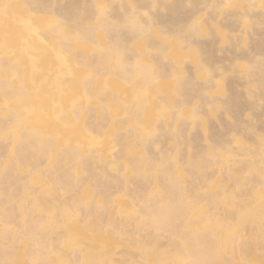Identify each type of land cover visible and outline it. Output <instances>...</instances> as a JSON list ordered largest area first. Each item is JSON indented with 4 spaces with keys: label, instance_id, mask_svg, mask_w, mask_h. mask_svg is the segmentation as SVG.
I'll return each mask as SVG.
<instances>
[{
    "label": "rangeland",
    "instance_id": "1",
    "mask_svg": "<svg viewBox=\"0 0 264 264\" xmlns=\"http://www.w3.org/2000/svg\"><path fill=\"white\" fill-rule=\"evenodd\" d=\"M262 123L264 0H0V264H264Z\"/></svg>",
    "mask_w": 264,
    "mask_h": 264
},
{
    "label": "bare ground",
    "instance_id": "2",
    "mask_svg": "<svg viewBox=\"0 0 264 264\" xmlns=\"http://www.w3.org/2000/svg\"><path fill=\"white\" fill-rule=\"evenodd\" d=\"M197 2H199V1H197ZM203 2V1H202ZM201 2V3H202ZM200 3V2H199ZM194 13H196L195 11H194ZM189 21V20H188ZM144 28H145V26H143L142 24H139L138 26H137V28H136V30L138 31V32H142V31H144ZM182 29V28H181ZM88 32V31H87ZM30 40V41H29ZM8 41V40H7ZM10 42V41H9ZM26 43L24 44V46H23V48H22V50H29L30 49V46H32V44H34V41L32 40V39H27L26 41H25ZM112 42V44L110 45V50L111 51H113L114 53H116V51L118 50V51H122L123 49H124V47L123 48H121V47H119V46H117V45H115V43L113 42V41H111ZM11 45V44H10ZM10 45H8L9 47H7V45H6V48H14V47H12V46H10ZM14 46H16V45H14ZM114 47H116V49H113ZM20 48V47H19ZM19 48H17V49H19ZM21 50V51H22ZM109 50V51H110ZM144 68H140V70H143ZM140 70H139V74L138 75H143L144 73H142V72H140ZM146 73H145V78H147L148 79V76H151V78L150 79H152L153 77H152V75H149V73L151 74V71L149 70V69H146V71H145ZM141 73V74H140ZM148 75V76H147ZM27 76H28V74L26 73L25 74V77L27 78ZM154 79V78H153ZM35 80H37V78L35 79ZM154 81V80H153ZM27 82V81H26ZM26 84V83H25ZM147 85V84H146ZM28 87V86H27ZM58 88H60V87H58ZM29 94L30 93H34V89H32V90H29V92H28ZM58 94H59V92H58V90H56V89H52L51 90V87H49V86H46V87H42V88H40L39 89V92H38V94H35V95H30L33 99H38V101L37 102H39V103H43V104H45V103H51L52 102V100L54 101V99L56 100V98H57V96H58ZM30 97V98H31ZM31 98V99H32ZM229 99H228V101H227V99L225 100L227 103H224L225 105L224 106H226L227 108H229V107H231V108H233V109H235V111L237 112V111H240L239 109H240V107H239V105L237 104V102H236V100L235 99H233L232 97H228ZM58 100V99H57ZM50 101V102H49ZM185 102V100L184 101H182V100H179V101H177V103H175L174 104V106L176 107L177 105H179L180 103H184ZM138 106H139V111L138 112H140V114L142 113L141 112V110H142V108H141V106H142V103L140 102V103H138ZM254 105L253 104H251V103H248L246 106H245V108L246 107H253ZM226 107H225V109H226ZM137 112V113H138ZM137 116V115H136ZM49 118H51L50 116H49ZM54 118V117H53ZM52 120V119H51ZM50 120V121H51ZM54 121V120H53ZM141 121V120H140ZM237 121V120H236ZM235 121V122H236ZM67 122L68 123H71V122H73V120H72V118L70 117V116H68L67 117ZM239 123H241L240 121H238ZM237 123V122H236ZM140 126H142L143 125V123L142 122H140V123H138ZM261 124V123H260ZM262 124H264V123H262ZM231 125V127H227V128H229V129H227V131H230V130H232V128L235 126V124H234V126H232L233 124H230ZM227 126H229V125H227ZM238 126L240 127V125H237L236 124V127L238 128ZM257 126V125H256ZM262 127H256V128H254L255 129V133L256 132H259L260 131V133H263L264 134V125H261ZM235 127V129H237ZM254 127V126H253ZM252 126H251V128H253ZM231 128V129H230ZM251 128H248L249 130L251 129ZM234 129V128H233ZM234 129V130H235ZM214 130V129H213ZM218 130V132H220V130L219 129H217ZM238 130V129H237ZM240 130H241V128H240ZM253 130V129H252ZM251 130V131H252ZM221 131H223V130H221ZM236 131V130H235ZM234 131V132H235ZM232 132V131H231ZM231 132H228L229 134H231ZM253 132V131H252ZM221 134H222V132H220ZM226 133V132H225ZM224 133V131H223V134H225ZM213 134V133H212ZM211 134V135H212ZM221 134H220V136H221ZM223 134H222V136L221 137H219L218 135H215V137L218 139V140H216L215 139V137L212 135L211 137H213L214 139H215V144H214V139H212L211 141H213L212 143L215 145V147L217 146H220V144L221 145H225V144H227L228 143V140L225 138L224 139V137L225 136H223ZM227 134V133H226ZM223 137V138H222ZM141 140V142L142 143H146V144H150V142H148V141H145V140H143V139H140ZM158 142V140H155L154 141V143H153V145H156V143ZM261 142H264V140H262ZM215 147H214V149H215ZM216 149H218V148H216ZM169 180V185L171 186L170 188H176L177 187V185H174L172 182H171V180L170 179H168ZM254 183V182H253ZM255 185V184H254ZM179 188L180 187H178V189H177V195L178 194H180V190H179ZM251 188H255V186H251ZM185 190V189H184ZM249 191H253L252 189L251 190H249ZM167 194H169L168 192H167ZM168 196V195H167ZM169 197V196H168ZM178 199V200H177ZM161 201H163V203L165 204V205H163V204H154V209L155 210H153V214H154V216H155V218H154V220L150 223L151 224V226H153V228L154 229H156V230H160V231H163V232H166V233H168V234H170L171 236H177L176 235V231H175V229L177 228V225L179 224V222L180 221H182V217L184 216V204H183V201L180 199V198H174V199H172V198H170L167 202H165V200L164 199H162ZM242 202V201H241ZM243 203H246L247 204V202H243ZM246 204H244L245 206H246ZM244 208H246V207H244ZM202 260V257H198V258H196L195 259V261H198V262H200Z\"/></svg>",
    "mask_w": 264,
    "mask_h": 264
}]
</instances>
